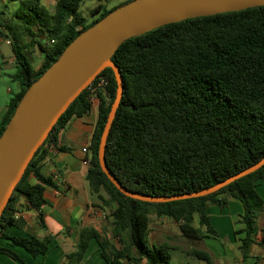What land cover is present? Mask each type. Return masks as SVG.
Returning <instances> with one entry per match:
<instances>
[{"label":"trees","instance_id":"obj_1","mask_svg":"<svg viewBox=\"0 0 264 264\" xmlns=\"http://www.w3.org/2000/svg\"><path fill=\"white\" fill-rule=\"evenodd\" d=\"M5 1L20 2L14 13L19 22L3 23L0 29V39L11 37L17 63L14 77L20 88L0 120V138L27 90L66 48L127 4L105 10L88 22L80 11L85 0H57L53 12L43 0ZM102 8L100 4L92 13L96 15ZM41 36L47 38V44L38 40ZM36 45L44 54L38 69L27 53ZM112 60L121 71L124 92L107 138L105 160L129 191L147 197L196 193L250 169L264 158V6L159 27L125 41ZM102 77L107 85L95 92L99 114L86 179L98 200L93 206L107 214L113 227L111 237L105 230L83 229L76 251L66 256L69 262L79 264L91 241L96 240L107 264H174L172 249L204 264H214L212 254L203 249L186 250L168 241L159 246L150 244L152 218L172 220L184 238L201 242L218 236L210 207L223 210L231 201L242 205L244 227L235 235H244L239 249L242 259H249L260 230H264L258 225V221L264 222V198L257 190L258 184L264 183V165L206 196L151 203L124 195L99 160L102 134L118 89L111 68L104 69L92 84ZM91 88L85 89L59 118L14 189L0 217V238L9 241V246H0V254L25 262L14 248H23L34 258L49 252L52 235L13 236L8 230L23 227L22 217L16 219L15 215L24 207L39 211L41 226L46 227L44 193L53 182L42 173V164L49 146L72 151L60 144L59 137L72 119L89 114L94 95Z\"/></svg>","mask_w":264,"mask_h":264},{"label":"water","instance_id":"obj_2","mask_svg":"<svg viewBox=\"0 0 264 264\" xmlns=\"http://www.w3.org/2000/svg\"><path fill=\"white\" fill-rule=\"evenodd\" d=\"M261 6L264 0H132L79 35L27 90L0 138V217L59 118L106 68L114 71L118 89L102 134L99 160L103 171L124 195L151 203L196 198L214 193L261 168L264 158L209 189L185 195L147 197L126 189L105 160L107 138L124 92L121 71L112 60L121 44L168 24Z\"/></svg>","mask_w":264,"mask_h":264},{"label":"crops","instance_id":"obj_3","mask_svg":"<svg viewBox=\"0 0 264 264\" xmlns=\"http://www.w3.org/2000/svg\"><path fill=\"white\" fill-rule=\"evenodd\" d=\"M104 11L101 10L99 13ZM99 16L96 14L94 19ZM3 39L12 48L11 37L1 38L0 41ZM9 61L16 62L14 53L9 56V60L4 61V64L9 63ZM42 63L43 61L36 68H40ZM98 114V99H96L89 114L72 119L61 132L60 144L71 148V152L58 151L54 146H49L48 156L42 164V173L46 177H50L53 182L52 186L46 187L44 193L47 204L42 208V214L46 227L41 226L38 218L39 211L24 207L19 212L24 222L23 227L13 226L8 230V233L13 236L29 237L30 234H35L39 238H43L48 234L52 235L54 239L50 244L49 252L34 258L23 248L16 247L14 250L25 262L0 254V264H74L69 262L66 256L76 251L83 229L93 227L100 233L105 230L106 235L111 237L112 221L106 213L93 206V203H98V200L96 195L92 193L86 179L89 167L83 163L86 157L91 156L89 146L96 128ZM85 148L88 149L86 153L83 151ZM257 190L264 198V183L260 182ZM233 206L236 210L234 215L231 212ZM215 210H217L216 223L214 222V214L211 213V207L209 214L218 236H211L206 239L227 240L229 244L234 242L237 244L238 252L235 256L232 251H228V246L223 247L222 250L211 247L210 250L206 251H209L212 256L215 255L217 261L213 258L214 264H264V230H260L257 244L251 249L250 258L244 261L239 249L240 239L244 235H235V231L244 227L241 223L242 208L236 201H231L228 208L221 210L217 207ZM0 246H9V241L0 238ZM172 250L177 252L179 260L186 264H202V261L186 255L179 249ZM172 258L174 264H180L175 260L174 254H172ZM79 264H107L101 256V249L96 240L91 241L87 253Z\"/></svg>","mask_w":264,"mask_h":264},{"label":"rangeland","instance_id":"obj_4","mask_svg":"<svg viewBox=\"0 0 264 264\" xmlns=\"http://www.w3.org/2000/svg\"><path fill=\"white\" fill-rule=\"evenodd\" d=\"M57 0H43V3L49 8L51 12L54 11L55 5ZM131 0H85L82 4L80 11L82 15L88 20V22H92L94 19L95 14L92 11L102 4V10H110L112 8L119 7L121 4L128 3ZM20 2L15 1L11 4L6 2L5 0H0V29L1 24L11 23V25H15L19 20L14 17L15 11L19 8ZM103 13V12H102ZM102 13H97L101 15ZM6 21V22H5ZM23 22V21H21ZM7 31V30H6ZM30 39H27L26 42H29ZM38 40L43 43L47 44V38L45 36H41ZM12 41V40H11ZM12 44V43H11ZM12 46V45H11ZM33 66L36 68L38 67L44 59V54L38 47V45L31 48L27 51ZM13 55L12 48L6 44V40L3 39L0 41V120L2 119L4 113L6 112L7 106L11 100V98L19 91L20 85L19 81L14 77L17 71V64L16 62H11L4 64L5 60H9V56ZM5 58H4V57ZM238 205L242 208L240 202L236 201ZM214 208V209H213ZM217 207H211V213L214 214V222L216 223V211ZM243 210V209H242ZM231 212L234 215L236 212L234 206L231 208ZM198 223V219H197ZM259 227L264 226L263 220L258 221ZM151 233H150V244H156L159 246L161 243L168 241L172 246H177L189 250L191 248H199L203 250H210L215 248L216 250H222L223 247L228 246V251H232L233 254L236 256L238 252L237 244L227 243V240H217V239H206L201 242H192L184 238L179 230V226L169 220L167 218H159L153 216L152 224H151ZM42 231V229H41ZM227 237V236H226ZM231 243V242H230ZM230 247V248H229ZM181 251V250H180ZM171 254H174L175 260H177L180 264H186L179 260V254L173 250H170ZM215 261L216 257L213 255ZM203 264V262H201Z\"/></svg>","mask_w":264,"mask_h":264},{"label":"built area","instance_id":"obj_5","mask_svg":"<svg viewBox=\"0 0 264 264\" xmlns=\"http://www.w3.org/2000/svg\"><path fill=\"white\" fill-rule=\"evenodd\" d=\"M106 85H107V81L104 79V77L100 78L99 82H98L96 85H93V84L90 85V86H92L91 89H92L93 92H94V95L92 96V101H93V102L97 99V96H96V94H95V92L97 91V89H99V88H105ZM90 86H89V87H90ZM90 145H91V144H90ZM89 147H90V146H89ZM83 151L86 153V152H88V149L85 148V149H83ZM90 162H91V156H88V157H86V158L83 160V163H84L85 165H87V166H89ZM20 217H21V214H20V213H16L15 218H16V219H19Z\"/></svg>","mask_w":264,"mask_h":264},{"label":"flooded vegetation","instance_id":"obj_6","mask_svg":"<svg viewBox=\"0 0 264 264\" xmlns=\"http://www.w3.org/2000/svg\"><path fill=\"white\" fill-rule=\"evenodd\" d=\"M94 20H96V19H94ZM94 20H92V21H94Z\"/></svg>","mask_w":264,"mask_h":264}]
</instances>
